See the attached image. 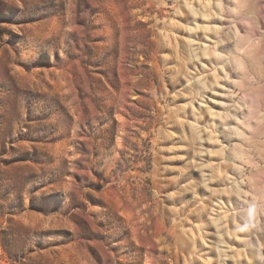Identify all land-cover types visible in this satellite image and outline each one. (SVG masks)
<instances>
[{"label":"rangeland","instance_id":"obj_1","mask_svg":"<svg viewBox=\"0 0 264 264\" xmlns=\"http://www.w3.org/2000/svg\"><path fill=\"white\" fill-rule=\"evenodd\" d=\"M0 264H264V0H0Z\"/></svg>","mask_w":264,"mask_h":264},{"label":"trees","instance_id":"obj_2","mask_svg":"<svg viewBox=\"0 0 264 264\" xmlns=\"http://www.w3.org/2000/svg\"><path fill=\"white\" fill-rule=\"evenodd\" d=\"M10 253V252H9Z\"/></svg>","mask_w":264,"mask_h":264}]
</instances>
